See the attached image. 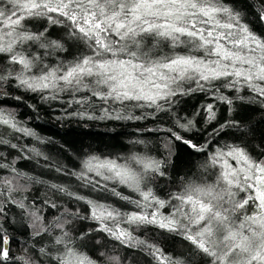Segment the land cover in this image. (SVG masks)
<instances>
[{"label": "snow or ice", "instance_id": "6c2138e0", "mask_svg": "<svg viewBox=\"0 0 264 264\" xmlns=\"http://www.w3.org/2000/svg\"><path fill=\"white\" fill-rule=\"evenodd\" d=\"M258 24L264 0H0V264H264ZM194 95L204 101L188 113ZM54 102L56 121L152 118L155 142L121 154L61 144L69 167L20 114L40 119ZM182 151L202 159L173 180ZM40 159L75 187L18 167Z\"/></svg>", "mask_w": 264, "mask_h": 264}, {"label": "trees", "instance_id": "16d2710c", "mask_svg": "<svg viewBox=\"0 0 264 264\" xmlns=\"http://www.w3.org/2000/svg\"><path fill=\"white\" fill-rule=\"evenodd\" d=\"M246 0H237L238 4H244ZM252 19V17H250ZM258 29L264 31V25H257ZM187 103L182 104L181 107L188 113L193 111L194 107L204 101V98L200 95H194L189 98H185ZM30 102H36L34 100ZM11 103V102H10ZM54 108H49L47 105H41L39 109L40 119H36V114L30 109L21 106L20 114L21 118L31 117L28 121L29 126L34 128L37 133L43 137H51L55 141L53 145H39L43 151L60 163L67 164L71 167L73 159L70 158L71 154L66 153L61 155L59 152V145L66 144L72 149L77 151L94 150L102 153L121 154L127 151L130 147L129 141L136 138H143L145 140L155 142L153 134L144 131L147 128L154 127V121L152 118L146 120H114V119H98L89 121H80L77 119L56 121L53 119L58 113L59 104L54 102ZM134 114L139 115L140 110H133ZM98 114V113H97ZM183 114V113H182ZM259 115L254 117L258 119ZM139 130V131H138ZM14 143L17 141H13ZM19 143H28L29 145L36 143L31 139L25 138L19 141ZM142 147V146H140ZM17 155L16 152L12 153V156ZM11 156L9 159L11 160ZM202 159V158H199ZM196 156L189 155L187 152H180L172 161V168L169 169L170 176L173 180L178 179L185 174L191 175L196 171V164L199 162ZM44 161L37 160H21L18 162V167L22 170L29 172L33 175L41 176V178L52 183H70L75 187V181L70 178L59 175L54 170L49 171L42 167ZM174 169V170H173ZM163 191L169 190V183L167 181H160ZM38 192L36 195L42 196L44 193V186H37ZM173 188L175 185L172 186ZM82 194L86 193V190H81ZM114 198L109 197V200ZM122 202L117 201V204ZM87 227V223L85 224ZM151 237L157 240H163V246L169 252L179 253L185 251L183 242L179 239L168 238L164 240L163 237L152 230H150ZM150 237V238H151ZM138 264H144V260L141 257H136Z\"/></svg>", "mask_w": 264, "mask_h": 264}]
</instances>
